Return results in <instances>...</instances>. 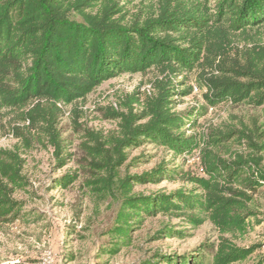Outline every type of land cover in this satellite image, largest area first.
Instances as JSON below:
<instances>
[{"label":"trees","instance_id":"1","mask_svg":"<svg viewBox=\"0 0 264 264\" xmlns=\"http://www.w3.org/2000/svg\"><path fill=\"white\" fill-rule=\"evenodd\" d=\"M156 13L126 22L115 0H0V111H22L23 120L45 122L54 132L58 104L86 97L106 81L155 68L165 75L157 95L135 113L113 111L120 137L111 151L94 150L103 198L121 195L109 234L115 237L103 254L116 255L131 243L132 233L157 213L182 212L193 223L210 221L224 235L243 237L264 201V131L254 125L240 131L227 126L210 132L205 147L183 128L195 125L194 111L173 112L171 76L198 72L211 107L224 103L264 107V0H156ZM51 119H45L44 115ZM139 121H146L138 124ZM246 141L247 154L233 153L231 139ZM234 141V140H233ZM60 140L54 137L58 149ZM150 143L176 155L201 150L204 177L182 175L159 165L140 177L121 175L126 150ZM16 152L0 149V226L23 220L25 205L15 199L28 181ZM103 174L105 176H103ZM67 187L74 178H62ZM133 180V182H132ZM182 180L170 194L133 193L135 184ZM64 182H66L64 184ZM23 215V216H22ZM166 233L162 231L161 234ZM264 264L261 245L240 247L222 237L212 264ZM158 258V259H157ZM202 255L178 258L155 253L142 264H206Z\"/></svg>","mask_w":264,"mask_h":264},{"label":"rangeland","instance_id":"2","mask_svg":"<svg viewBox=\"0 0 264 264\" xmlns=\"http://www.w3.org/2000/svg\"><path fill=\"white\" fill-rule=\"evenodd\" d=\"M115 1L126 22L136 15L144 18L151 10L157 12L153 9L156 0ZM259 38L264 44V29ZM165 78L155 68L146 73L126 74L104 82L84 98L58 104L60 112L53 124L54 132L45 122L33 124L23 120L21 112L33 105L21 111H0V149L18 154L23 160L22 174L28 181L27 187L14 195L25 205L23 220L0 226V264H142L158 252L180 259L196 257L197 261L202 255L206 264H212L222 237L240 247L261 245L264 250V201L258 199L255 210L258 214L243 237L222 236L210 221L193 223L179 214L182 212L157 213L136 227L130 245L123 246L116 255L103 254L116 240L109 232L122 198L117 191L114 197H102L98 189L103 185L97 182L93 161L100 160L104 153L98 155L89 149L102 147L111 151L120 137V123L112 118L113 111L126 113L131 108L135 113L142 112L146 100L157 95L155 84L165 82ZM171 80L172 91H180L171 98L172 111L196 113L195 125L188 124L183 130L186 137L195 136L201 147L206 146L203 139L207 141L211 131L227 126L245 131L244 127L253 129L256 125L264 131V107L230 103L211 107L206 102L207 88L199 80L198 72L175 74ZM44 117L51 119L46 113ZM54 137L60 140L58 149L53 144ZM230 145L233 153L249 152L246 141L240 144L236 137ZM126 153L127 161L120 168L123 177H140L159 165L168 171L180 170L182 175L205 176L199 149L176 155L146 143ZM67 175L74 182L64 187L61 180ZM182 187L193 186L182 180L136 183L133 193L170 194ZM162 231L166 233L161 234ZM254 258L237 264H253Z\"/></svg>","mask_w":264,"mask_h":264}]
</instances>
